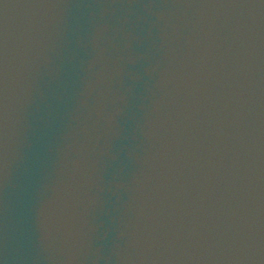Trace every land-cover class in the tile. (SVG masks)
Instances as JSON below:
<instances>
[{
  "label": "water",
  "instance_id": "obj_1",
  "mask_svg": "<svg viewBox=\"0 0 264 264\" xmlns=\"http://www.w3.org/2000/svg\"><path fill=\"white\" fill-rule=\"evenodd\" d=\"M257 2H258L260 17L262 21L263 30H264V0H257Z\"/></svg>",
  "mask_w": 264,
  "mask_h": 264
}]
</instances>
